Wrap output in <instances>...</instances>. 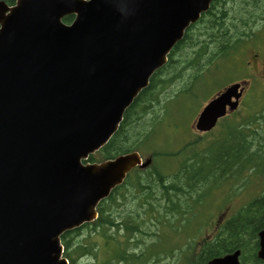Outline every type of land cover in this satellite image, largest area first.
I'll list each match as a JSON object with an SVG mask.
<instances>
[{
	"label": "water",
	"instance_id": "obj_1",
	"mask_svg": "<svg viewBox=\"0 0 264 264\" xmlns=\"http://www.w3.org/2000/svg\"><path fill=\"white\" fill-rule=\"evenodd\" d=\"M211 1L17 0L9 14L0 3V264H68L61 236L94 221L128 173L151 164L137 152L82 161L108 144ZM239 88L210 102L196 129L234 111ZM240 254L209 264H241Z\"/></svg>",
	"mask_w": 264,
	"mask_h": 264
},
{
	"label": "trees",
	"instance_id": "obj_2",
	"mask_svg": "<svg viewBox=\"0 0 264 264\" xmlns=\"http://www.w3.org/2000/svg\"><path fill=\"white\" fill-rule=\"evenodd\" d=\"M220 3H222V1H220ZM250 6L249 4V7ZM223 16L227 17V14H223ZM65 21L71 23L73 18L67 17ZM225 22L226 20L224 18L222 20L215 18L209 22L212 32L209 33L206 40L213 42L211 44L209 42L204 44L202 41H198V43L195 44L196 41L192 40L195 35L191 32L186 34L184 40L179 43L170 54V62L167 68L159 71L158 74L152 78L150 86L139 95L133 105L125 113L119 131L100 152L103 159H112L121 154H127L141 148V144L143 143L142 140H148V137L153 133V129L156 125V123L152 125L148 124V122L145 121V116L147 117L153 108L161 105L162 100L160 94L163 90H165L174 79L184 76V72L189 68L198 71L205 56L209 54L212 45L217 49L220 55H224L229 51L232 39L228 38L229 35L227 32L222 33V31H219L220 27H223V23ZM205 29L206 28H204V30ZM201 35L204 34L201 33ZM188 47H192L190 48L191 51H189ZM166 70H168L166 75L171 76L169 74L171 70L175 75L163 81L159 80L160 78L157 79ZM256 123L257 121L255 118H249L243 126H240L239 130L236 128L232 131L230 127L233 126H229L225 142L234 137L237 138V135L240 137L239 143L234 150L230 149L225 152L215 151L214 153H210V155H197L191 152V148L197 143V141H194L189 144V151V146L187 145L176 153L165 154L157 152L153 154V156L158 158L157 160L163 158L165 160H171L178 158L184 153L188 155L180 160L179 168L174 173L167 174L161 171V167L157 163V160H155L151 168L145 171H135L134 174L129 177L125 185L117 188L113 192L112 197L100 205L99 219L92 224L84 226L88 229L91 228L92 234L86 238L83 244L72 242L73 234L79 232V230L65 234L62 237V241L66 248L65 255L70 260L71 264H76L77 259L84 255L83 253H93L94 239L91 241L93 236H100L103 239L104 243L102 248L105 253L109 250V241L115 240L117 243V252L114 258L120 263H123V260L126 261V264H145L149 261V259L154 256V253H149V249L145 253H142V256L127 253L124 249L126 246H122L116 235L114 234L112 236L109 234L111 228H117L116 232H124L122 228L125 225V231L132 234L139 231L141 228L140 225H143L145 221L141 216L142 213H140V209H138L139 212L127 213L123 211L124 209L121 210V208L126 207L130 201H137L141 205L144 204L147 207L143 212L150 219L154 217V214L155 220L158 214H162L163 222H170L171 216L186 218L188 214L203 204L205 192L203 194L201 189L202 186L205 187V182L209 183L225 178L228 179L230 177L231 168H238L239 163H242L240 167L246 166L243 168H251V165L256 163L254 159L255 152L251 151L253 148L261 152L257 159H260L259 162H262L264 159V138L261 132H257L253 128ZM250 136L252 140L249 139ZM223 165L225 166V171L218 172V169ZM155 204H157V207H155ZM141 205L140 208H144ZM194 214L193 212V216ZM128 224L130 226H128ZM263 229L264 196L244 206L228 218L222 224L216 236L203 244L200 254L196 256V260L193 264H207L208 261L214 257L222 256L239 249L243 252V264H252V262L253 264H260L256 259V248L258 245V233ZM140 243L142 242L139 241L138 244ZM247 251L253 254L251 256H246ZM94 255L96 257V254ZM95 264H111V261L108 257L102 262L97 261Z\"/></svg>",
	"mask_w": 264,
	"mask_h": 264
},
{
	"label": "rangeland",
	"instance_id": "obj_3",
	"mask_svg": "<svg viewBox=\"0 0 264 264\" xmlns=\"http://www.w3.org/2000/svg\"><path fill=\"white\" fill-rule=\"evenodd\" d=\"M228 5L235 12L243 11L249 7V4L244 5V0H229ZM193 32L205 33L203 27H200L198 30L195 29ZM204 38L205 37L197 34L192 40L202 41ZM188 48L189 51H191L190 48L192 47ZM235 59L238 60V58ZM239 61H243V59L239 58ZM172 72L173 71L171 70V73H169L171 76H168L166 75L168 70H166L165 73L159 77L160 79H157L163 81L167 80L169 77L172 78V76L175 75V73ZM197 73L196 69L189 68L184 72V76L174 79L160 95L162 101L170 96L172 97L165 101L163 105L153 108L147 117L145 116L146 122L153 121V119L159 120L155 125L153 133L148 137V141L144 147L139 148V151L143 154L144 160L149 159L151 154L154 153V150H159L160 153L165 154L178 152L182 150L184 144H188L187 142L193 140L196 141L198 137H203L204 140L198 141L196 147L194 145L191 148V152L197 155H209L208 152L214 153L215 151L225 152L230 149L234 150L239 143L240 137L237 135V138L234 137L225 142L229 126H233L230 128L234 131V126L237 125L239 130L240 126H243V124L246 123L247 118L255 113L258 118L257 123L253 128L257 132H261L264 138V84L261 85L259 89L253 87L242 102L240 110H238L234 117H230L226 122H219L212 132L205 135L195 132L194 129L192 130V125L202 108L208 103L214 94L216 95L219 90H222L230 84L237 83L242 79L243 81L251 80L248 70L242 65H237L232 57L224 59L215 67L200 75L195 82L191 83ZM189 83H191V85H189ZM176 93L179 94L176 95ZM246 132L248 133L247 130ZM249 139L252 140L251 136ZM137 150L138 149L134 151ZM189 150L190 146L188 148V151ZM254 150H256V148H253L251 151L253 152ZM187 155V153L181 154L178 158L173 159L174 162L171 160L166 161L164 158L159 159V165L164 167L163 171L165 173H168L169 171L173 172L174 166ZM93 157L95 162L99 163L103 161V157L99 153H96ZM259 163L260 164H254V172L253 168L246 169L243 168L246 166L240 167L242 163H239L238 172H242L246 169L241 175L238 176L236 174L237 170L231 169L230 176L236 174L233 176L235 177L234 179L225 178L220 183L210 186L206 193L203 205L199 206L189 214L192 216L193 212L195 213L193 220L190 222L187 221V224H185L184 227H178L176 224H173L174 229L177 230L175 233L170 227L163 226L160 230L159 237L157 238L154 234H157V225L159 224L158 219L155 220V214L153 215L154 217L150 219L140 210V213H142L141 216L145 220L143 225H141V231L143 234H136V236H134L133 233H129L128 235L121 231V234L119 235V233L116 232L117 228H111L109 234H115L123 246L126 244L129 253H145L148 249L154 246V241L157 239L158 249L166 254L170 253L175 246L178 248V245L181 246L187 238L193 236L196 237L193 244L197 247V243L202 239L205 240L206 238H211L213 236L219 223H222L231 217L236 211L250 203L253 199L264 194V162ZM170 164L173 168L166 167V165L169 166ZM155 207H157V204H155ZM138 208H140V203L137 201L132 203L130 201L124 210L127 211V213H133L135 211L139 212ZM144 209H147V207L144 206ZM156 217L160 218L161 215L158 214ZM90 231L91 230L88 229L82 231L77 237L73 235L72 242L83 244L86 238L91 235L89 234ZM94 237L95 236L91 239V241L94 239L93 253H83L84 255L77 259L76 264H95L97 261H102L108 258L109 255H107L102 248V238L100 236ZM134 240L142 242L138 248L134 246ZM187 252L190 251L183 252V258L187 257ZM177 253L178 251H175V254ZM94 254H96V257ZM252 254L253 253L250 251L246 252V256H251ZM167 262H171L169 258L163 259L159 263H155V260L153 259V261H147L145 264H169ZM112 264L121 263L115 260L112 261Z\"/></svg>",
	"mask_w": 264,
	"mask_h": 264
},
{
	"label": "flooded vegetation",
	"instance_id": "obj_4",
	"mask_svg": "<svg viewBox=\"0 0 264 264\" xmlns=\"http://www.w3.org/2000/svg\"><path fill=\"white\" fill-rule=\"evenodd\" d=\"M222 3H224V0H222ZM222 3L220 4L222 5ZM215 11L216 10H213L210 13L208 12L209 15L208 13L207 15L210 17ZM217 11L220 14V10ZM232 11L233 10H231L229 7L224 11V13L229 16ZM239 49V53H241L240 58L243 59L242 63H239L248 70L251 76V84L245 85V91L243 95L244 98L252 87L255 86V88H259L264 84V27L255 33L254 38H252L245 45H242Z\"/></svg>",
	"mask_w": 264,
	"mask_h": 264
}]
</instances>
